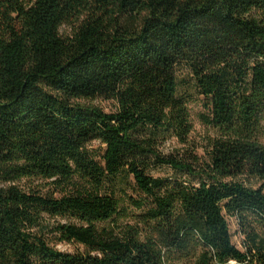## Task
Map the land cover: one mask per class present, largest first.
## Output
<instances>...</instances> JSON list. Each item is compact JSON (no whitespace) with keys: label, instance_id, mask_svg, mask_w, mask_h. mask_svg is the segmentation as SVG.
I'll return each mask as SVG.
<instances>
[{"label":"trees","instance_id":"obj_1","mask_svg":"<svg viewBox=\"0 0 264 264\" xmlns=\"http://www.w3.org/2000/svg\"><path fill=\"white\" fill-rule=\"evenodd\" d=\"M181 68L205 98L206 157ZM98 98L116 110L79 102ZM167 166L176 176L153 175ZM251 179L264 0H0V264H264Z\"/></svg>","mask_w":264,"mask_h":264},{"label":"rangeland","instance_id":"obj_2","mask_svg":"<svg viewBox=\"0 0 264 264\" xmlns=\"http://www.w3.org/2000/svg\"><path fill=\"white\" fill-rule=\"evenodd\" d=\"M27 1L31 2L33 0H27ZM69 32L70 29H68V27L65 26L62 27V33L66 34ZM180 79L183 80L180 89V95H183L184 97H186V99H188V108L191 111L193 124L195 125V130L192 134V141H194V143L198 146L197 153H199L201 156L206 157L207 137L209 135H213V130L210 129L207 125H205L202 121V117H201L202 114L208 112V110H206L205 107V98L204 96L200 95L196 90L194 79L192 78V75L187 68L180 69L179 80ZM79 102L87 106L91 105V106L100 107L104 111L106 110L108 112H112L116 110L115 102L105 98L89 99V100L83 99V100H79ZM93 146L99 150L104 149V146L98 141L93 142ZM182 147L183 145H181L178 141H176L175 139H170L166 143L164 150L167 153L169 151H174L178 149L180 150L182 149ZM152 173L157 177H164V178L176 176L175 172H173V170L168 166L156 168L152 170ZM247 183L248 185L259 188L264 183V181L261 179L260 180L251 179L248 180ZM22 184L26 186H30V185L37 186L44 193L54 192V190L48 183L43 182L41 180H34V179L25 180L22 182ZM58 196L60 195L58 194ZM228 220L230 223L231 232H233L234 243L238 247L243 249L244 237L240 233V231H238V224L236 218L230 216ZM57 248L60 251L63 250L73 253L77 252L78 249H82V247L79 244L77 245L75 243H66V242H62L58 244Z\"/></svg>","mask_w":264,"mask_h":264}]
</instances>
